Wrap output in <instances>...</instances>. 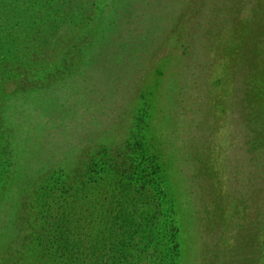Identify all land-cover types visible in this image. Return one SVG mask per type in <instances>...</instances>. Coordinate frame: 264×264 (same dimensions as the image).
<instances>
[{
  "label": "rangeland",
  "instance_id": "1",
  "mask_svg": "<svg viewBox=\"0 0 264 264\" xmlns=\"http://www.w3.org/2000/svg\"><path fill=\"white\" fill-rule=\"evenodd\" d=\"M64 1L51 4L57 7ZM164 1L157 7L159 13ZM3 2L5 23L20 17L9 0H0V5ZM111 2L71 3L83 9L74 14L73 29H49V20L42 21L46 11L36 9L38 27L8 29L11 33L6 34L0 30V44L5 45L4 52L0 50V196L5 198L0 202V264H67L62 258L56 261L61 253L55 252L57 243L45 251V220L53 224L63 217L68 223L64 210L88 206L82 193L111 197L118 192L113 190L115 182L128 189L125 195L145 185L149 201L158 203V176L168 189V203L173 202L179 211L176 225L168 224L167 233L165 228L154 235L147 232L140 240L135 237L118 247H109L110 231L105 239L108 243L98 247L101 254L96 248L86 264H126L117 262L123 255L128 260L136 258L134 264H159L162 247L158 239L167 234L163 244L167 254L174 243L173 227L180 244L177 264H264V136L257 133L261 120L255 117V122L242 126L241 131L237 122L239 114L250 115L245 100L248 86L262 88L264 80L263 9L257 10L259 22L251 24L252 31L234 33L226 50L218 39L202 45L198 38L195 48L187 51L172 41L156 47L152 61L140 68L141 79L128 83L123 78L129 88L109 96L98 84L102 79L98 69L104 63L90 70L91 65L82 60ZM224 3L216 18L214 14V19H207L211 7ZM249 4V0H196L180 13L195 5L196 24L206 22L199 33L208 32L211 37L214 32L223 39L224 32L209 24L233 20L228 26L236 27L252 10ZM24 5L30 7L31 3L26 0ZM29 16L21 15L26 24ZM256 45L260 47L255 54ZM112 71L116 76L106 78L111 85L122 71L120 63L113 65ZM181 78L187 94L172 100V87ZM231 90L235 95L227 92ZM50 101H59L57 106L66 112L53 110ZM235 128L239 142L244 140L240 144L231 137ZM85 170L91 175L84 180L81 174ZM77 176L80 184L74 185L73 195H63L62 182ZM94 177L97 182H90ZM196 179L207 181L204 200L199 188L189 189ZM213 195L218 202H211L212 206L207 201ZM213 210L224 212L214 219ZM194 215L207 217L208 223L200 225L198 232L191 226ZM80 219L71 221L83 225L86 221ZM87 226L93 228L91 222Z\"/></svg>",
  "mask_w": 264,
  "mask_h": 264
},
{
  "label": "trees",
  "instance_id": "2",
  "mask_svg": "<svg viewBox=\"0 0 264 264\" xmlns=\"http://www.w3.org/2000/svg\"><path fill=\"white\" fill-rule=\"evenodd\" d=\"M55 1L59 0H29L31 6L28 7L24 5L26 0H9L11 6L13 4V10H17L16 12L19 13L17 16L20 15V17H13V20L9 21L8 23H5L4 19V16L7 13L5 12V15H3V12L6 8V5H4L3 2L0 5V13H2L0 14V30L4 31L6 34L7 31L10 32L8 29H11L13 32H15L28 26L38 27L39 22L37 21L38 17L36 15V9H44L46 11V16H42V21L47 19L49 20V24L46 25L49 29L54 27L56 32L58 27L62 26L73 29V16L76 13H82L83 9L77 4H71L76 0H65L64 4L61 3L57 7L51 4ZM161 1L163 0H112L106 16L103 17L100 30L92 41V44L89 46V49H86L84 52V59L82 60L85 61L84 63L91 65V67H89L90 70H95V67L98 63H104V66L98 69L99 78H102L98 80V84L100 85L99 88L101 90L110 93L109 96H116V93L125 91L123 90L124 87L127 89L129 88V82L132 83L137 78L139 80L141 79L140 68L142 64L146 63V61H152L156 55V47L167 45V43L172 41L175 42L178 47L182 46V48L187 51L195 48L194 44L198 43L194 40L198 38L202 45H210L214 40L218 39L219 42H222L224 49L226 50L230 46V42L228 41L230 39L228 38L234 33L249 34L253 28L251 24L259 22L258 18H256L258 15L257 12H259L257 10L263 9L264 11V0H260V3H258V0H254V2L249 0L250 4L248 8L252 10H250L246 15V19L239 23L236 27L231 28L228 26L233 25V20H226V22L222 25H218L217 23L213 22L210 23L209 27H215L219 32H224L222 33V37H224L222 39L221 36L219 37L218 34L214 32L211 34V37L207 31L206 35L199 33L202 31V29H205L204 25L202 24H206V22H203L202 24H196L198 20L196 19L195 21V14L193 12L195 5L186 13H180L182 9L184 11V9L187 8L188 5H191V3L194 4L196 0H165V5H163L165 11L163 8H161L159 9L161 11L159 13L157 7L162 5L163 2ZM41 2L42 6L40 4ZM69 2L71 5H66ZM204 3V1L200 3L201 8L203 7ZM224 5H226V3L211 7V9L207 11V19L210 17L212 18V15L214 14L216 18L219 13L222 12L221 8H224ZM24 13L30 14L28 24H26L21 18V15ZM172 13H174L175 16H171ZM190 14L192 15L189 18ZM67 16H70V18L67 19ZM53 19H55V21ZM166 27L167 30L164 33H161L160 31L164 30ZM192 32H195L196 34ZM203 36L205 39L201 38ZM259 47L260 45H256L254 50L255 54L258 52ZM3 48L5 50V45L0 44V50L2 52H4ZM228 51L229 50H227V52ZM9 52L13 53V50L10 49ZM116 63H120L122 71L119 72V77L115 80V83L111 85L110 82H107L106 78L109 74L116 76L115 71H112L113 65H116ZM131 63L133 64L131 65ZM49 78L50 77L47 78L46 82L48 85L50 84L49 82H51ZM123 78H125L128 83L123 81ZM183 80L184 78H181L178 84L175 85V87H172L171 92H173L172 94L175 95V98L172 100H179L180 97L182 98L183 95L187 94L184 87L186 82ZM260 86L262 88L259 89L253 86V84L248 86L245 95L247 96V99L245 100L246 110L250 113V115L249 117H244L242 114H239V119L237 122L239 123V129L241 131L242 126H249L251 123L255 122L254 118L258 117L261 121L260 124L257 125L260 132L257 133L258 135L264 136V80L261 82ZM240 89L241 88H239V90ZM227 92L231 93V95H235L232 90ZM50 102L52 103L53 101ZM58 102L51 104L53 107L52 109L58 110L59 112L61 111V113L66 112L65 108L62 106H57L59 105ZM181 102L184 106L185 101ZM49 104L50 103L47 102V105ZM233 107H235L234 104L230 110ZM239 110L240 109H238V111ZM48 112L51 111L49 110ZM65 114L66 113H64L63 116H65ZM254 129H256V127ZM231 137L237 140L238 144L244 141L243 140L242 142H239V130H236V128L235 131H231ZM211 148H213V145L210 146V149ZM179 151H176L174 154L176 159H178L177 156L179 157L180 155L176 154ZM183 153L186 154L187 152ZM159 172L160 171L158 170L157 173ZM88 174L91 175V171L87 172L85 170L81 176L85 180L87 179ZM157 179L160 181V184H158V187L160 188L158 194H161V198H158L160 201L158 203H156L155 199L153 200V203L149 201V196H146L147 189L145 185L142 187L139 186L137 189H134L125 195V192L128 189H124L122 182H115L113 185V190H118V192L111 195V197H105L101 195L100 197H93L90 194L82 193L85 197V205L88 206L83 209L81 207L79 210L73 208V210H64L62 212L66 217L69 218L68 223L72 224V226H69L63 217H58L57 222L53 224L49 220V222L46 220L44 221L42 226V236L47 237V240L44 242V247H46L45 251H48L50 245L57 243L58 246L55 245V252L59 251L61 253L57 254L56 261L62 258L66 260L63 263L86 264L87 260L90 261V259H88L89 254L91 252H95L96 248L98 254H101L103 250L98 249V247L105 246L108 243L105 239L108 237V233L110 231L111 241L109 247L127 245L128 240H132L135 237L140 240L145 233L149 232L150 234L154 235V232H160L162 228H165L167 233V225L169 224L172 227V225L175 224L177 221L175 215L177 216L179 211L174 209L172 206L173 202L170 201V203H168V189H166V186H164L165 183L163 178L158 176ZM219 179L221 178L219 177ZM98 180L102 182V180ZM64 182L68 188L65 187ZM90 182L96 183L97 178H92ZM134 182H137V180ZM204 183H207L206 179H196V181H193L189 187V189L192 187L199 188L198 190L200 192L199 194H201L202 200H204L207 195V188L205 187ZM77 184H80V177L78 176L75 178V180L67 178L65 181H63V190H66L63 195L72 196L73 194L70 192L72 191L74 185ZM214 186L217 188L216 183ZM78 190L83 192L82 189ZM75 191H77V189H75ZM211 196L212 195H210V197ZM0 197V202L5 200V198L2 196ZM108 200L109 205H107ZM89 202L91 204H89ZM165 202H167L168 206H165ZM207 202H209V204L213 202V205L217 204L218 201L216 195H213L212 199ZM189 207L192 206L188 204V208ZM223 212L224 211L222 210H213V218L215 219L223 215ZM76 217L77 219L81 218L80 221L86 222H83V225H75L71 220L72 218ZM90 222L93 224V228L87 226V224H90ZM207 223L206 216L204 217L201 215H196L195 217L194 215L191 226L193 229L197 230L200 225L206 226ZM170 226L169 229L171 228ZM173 228L174 243L167 251V254L165 253L163 246L167 234H162L158 239L160 240L159 246L162 247V252L160 253L162 262H158L159 264L178 263L177 259L180 244L178 242V233L175 227ZM196 232H198V230ZM93 234L95 235V239ZM135 261L136 258L128 260V257L125 255H123V258H119L117 260V262H126V264H134ZM99 262L100 261L97 263L94 262L92 264H100Z\"/></svg>",
  "mask_w": 264,
  "mask_h": 264
}]
</instances>
